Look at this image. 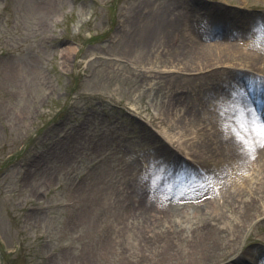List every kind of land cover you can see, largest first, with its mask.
Here are the masks:
<instances>
[{
  "label": "rangeland",
  "instance_id": "374dc122",
  "mask_svg": "<svg viewBox=\"0 0 264 264\" xmlns=\"http://www.w3.org/2000/svg\"><path fill=\"white\" fill-rule=\"evenodd\" d=\"M140 1L156 3V0H0V264H102L100 251L103 250H90V244L102 226L107 209H97L96 200L94 204L89 201L87 208L80 199L84 195L80 188L90 185L103 171L113 179L127 159L133 160L135 170L142 173L147 161L154 164L149 158L155 156L156 145L163 140L193 168L196 165L194 170L204 172L196 158L171 142L183 131L179 127L171 132L167 130L166 124L180 118L178 109H181L180 104L176 107L174 101L168 100L175 91L171 89L183 88L176 85L178 80L184 87L192 88L186 96L189 102L196 101V97L206 99L201 95L208 92L211 99L218 88L213 85L215 74L210 75L211 68L201 72L176 71L170 63L179 68L181 63L174 54L170 57L157 53L153 67L133 62L135 57L125 61L122 42L113 44L112 41L119 39L115 37V30L121 24L128 26L131 7ZM197 1L203 4L199 5L198 12L192 11L191 21L198 16L207 18L206 13L214 7L224 13L226 20L219 31L243 37L240 42L251 43L246 46L264 48V41H252L248 37L264 34L255 27L264 28V0ZM231 14H237L238 19L229 24L227 16ZM186 30L194 29L187 26ZM237 37L226 40L232 43ZM119 41L125 40L122 37ZM66 48L73 50L72 60L68 62L62 55ZM240 55L245 60L234 58L237 60L223 65L215 63L213 67L217 72H246L264 80V60L252 64L251 51L245 50ZM108 57H113L109 67ZM150 69L164 71L160 72L162 77L152 76L147 71ZM143 71L145 75L141 77ZM166 73H169L168 79H165ZM260 88L263 87L254 85L244 93L260 94ZM99 91L103 95L97 96ZM210 99L201 102L206 112L204 115L200 112L197 121H193L194 126L202 123L206 132L227 120L221 117L220 111L226 112L227 117L233 115L227 112L229 100L215 102L216 108L210 111ZM257 108L264 110V104H258ZM152 116H160L164 122L152 120ZM181 118L188 128L187 137H193L195 131H191L195 129L189 122L190 116ZM148 135L150 144L145 141ZM218 152L215 149L214 154ZM157 163L159 167L163 161ZM248 173L253 178L256 172L249 170ZM148 188L146 192L150 195ZM213 188L216 193L209 196L211 199L217 196L218 211L224 216L212 222L231 223L237 212H232L218 197L220 187ZM194 191V188L190 190ZM94 196L102 198L103 192L92 193ZM179 202H173L172 219L180 220V214L186 218L191 216V209H183ZM133 206L134 213L145 208L141 201ZM94 207L101 218L99 222L94 217ZM200 212L208 214L204 209ZM189 221L181 223L187 226ZM249 223L237 239L235 253L221 264H247L232 260L241 257L246 261L243 255L249 247L264 249L263 216ZM249 233L255 239L252 242L247 240ZM99 236H103L98 240L102 241L100 244L106 245L105 233ZM166 262L163 260L161 264Z\"/></svg>",
  "mask_w": 264,
  "mask_h": 264
},
{
  "label": "bare ground",
  "instance_id": "6f19581e",
  "mask_svg": "<svg viewBox=\"0 0 264 264\" xmlns=\"http://www.w3.org/2000/svg\"><path fill=\"white\" fill-rule=\"evenodd\" d=\"M243 3H246V0ZM201 4L203 3L197 0H156V3L152 5L140 1L135 7L133 5L131 7L133 9L127 22L128 26L121 24L115 30V37L118 36L119 39L112 43L122 42L121 50L124 54L123 59L126 58L125 61L135 57L133 62L146 63L153 67L156 61L153 57L157 53L161 56L168 54L170 57L174 54L175 59L181 63L180 68L172 64L173 62L170 63L177 68L176 71L189 69L201 72L211 68L210 75L215 74L216 82L213 85L218 87L217 91L211 99L207 96L210 92L201 96L210 99L208 101L212 103V108L209 107L210 111L216 108V103L229 100L233 106H230L228 102L227 112L233 115L227 117L226 112L220 111L221 117L227 120L221 121L219 126L209 132L205 131L202 123L194 126L193 121H197V115L200 112L204 115L206 112L201 103L206 99L196 97V101L189 102L186 96L192 88L184 87L178 80L176 85L183 88L171 89L175 91L168 101L170 103L174 101L176 107L180 104L179 108L182 109V113L181 109H178L180 118L166 124L167 130L171 132L172 129L179 127L183 131L179 129L177 137L173 138L172 135L171 142H175L180 150L185 148L189 153L187 155L191 158H196V162L204 172L206 171V174L194 170L196 165L193 168L174 147L163 140L156 145L155 156L149 158V160H154V164L147 161L142 173L135 170L133 160L127 159V163L114 173L113 179L109 177L110 174L107 176L108 173L103 171L97 174L94 180L92 179L93 182L90 185L87 184L83 189L80 188L84 193L80 199L87 208H89V201H93L94 204L96 200L97 209H107V214L101 222L102 226L96 231L98 234H94L93 242L90 244V250L93 248L103 250L100 251L102 264H161L163 260L167 261L166 264H175V262L178 264H221L222 260L235 253L237 239L246 225L249 226V222L257 217L263 216L264 219V148H258L254 158L249 159L238 150L233 136L228 135L226 138V131L230 133L244 118L243 115H234L236 105L253 110L255 116L264 117L263 110L257 108L255 104L256 101L264 102V94L255 93V99L250 100L247 93L254 85L263 87L260 90L264 91V80L246 72L229 70L223 74L213 67L215 63L223 65L234 58L245 60L240 55V52L245 50L246 52L251 51L253 58L251 63L255 64V62L264 60V48L246 46L251 43L240 42L243 37H237L228 31V33L219 31L218 28H224L222 24L225 25L223 22L226 20L223 19L224 13L214 7L209 14L206 13L207 18L198 16L195 19L193 17L191 21L190 17L194 14L192 11L198 12ZM227 19L229 24L234 23L238 16L231 14L227 16ZM187 26L194 30H186ZM255 27L264 32V28L258 25ZM122 37L125 41H119ZM230 37H237V40L228 43L226 39ZM248 37L252 41H264V34L256 36L251 34ZM212 39L216 42L211 44L201 42ZM254 44L257 43L254 42ZM72 51L71 48H66L62 53L67 62L72 60ZM69 53H71L70 58ZM87 53L92 54L94 51H87ZM99 58L105 59L103 56ZM107 59L109 60L107 67H109L113 62V57ZM147 71L152 72V76L157 74V77H162L160 72H164H156L153 69ZM144 72H141V77L145 75ZM168 75L169 73H166L165 79H168ZM186 82L187 80H184V83ZM237 88L242 89V92H239ZM246 90L247 92L244 93ZM101 95L103 94L99 91L97 96ZM214 97L215 100L212 99ZM186 116H190L189 122H192L195 129L191 131H195L193 137H187L188 128L185 122L180 120L181 117L185 119ZM156 119L161 124L164 122L162 117L152 116V120ZM199 119L203 120L202 116ZM151 135L155 136L152 131ZM145 141L151 143L149 135ZM215 149H219L218 154H214ZM159 159L161 161L157 163ZM162 161L163 164L156 167L155 164L159 165ZM249 170L256 172L254 179L248 173ZM206 175L208 176L205 177ZM214 185L220 187V191L217 192L218 197H221L225 204L231 207L232 212H237L235 220H231V223L222 220L219 225L218 222H212L224 216L221 211H218L220 202L215 200L216 195H213V199L209 196V193H216ZM147 187H149L150 195L146 192ZM192 188L196 191L190 192ZM101 192H103L102 198L100 196L92 198V193ZM140 201L143 202L144 210L138 213L132 212L133 205L140 204ZM174 201H180L183 209L185 207L191 209V216L187 218L180 214L182 222L189 221L191 218L187 226L183 225L179 219H172V213H175V208H172ZM95 208L93 214L99 222L101 218H98ZM203 209L208 214H201L200 211ZM129 217H132L130 221ZM102 233H105L106 245H101L102 241H98L103 239V236H99ZM247 240L252 242L255 239L249 233ZM244 253L243 258L246 261H243L241 257L232 261L264 264V249L259 246L249 247ZM92 255L94 256V252Z\"/></svg>",
  "mask_w": 264,
  "mask_h": 264
},
{
  "label": "snow or ice",
  "instance_id": "6c2138e0",
  "mask_svg": "<svg viewBox=\"0 0 264 264\" xmlns=\"http://www.w3.org/2000/svg\"><path fill=\"white\" fill-rule=\"evenodd\" d=\"M234 115H243L244 118L230 133L226 131V138L233 136L241 154L253 159L256 150L264 148V117L255 116L253 110L239 105L234 107Z\"/></svg>",
  "mask_w": 264,
  "mask_h": 264
}]
</instances>
